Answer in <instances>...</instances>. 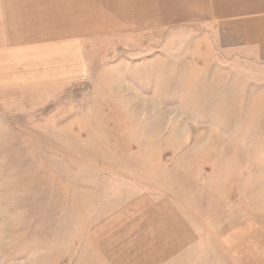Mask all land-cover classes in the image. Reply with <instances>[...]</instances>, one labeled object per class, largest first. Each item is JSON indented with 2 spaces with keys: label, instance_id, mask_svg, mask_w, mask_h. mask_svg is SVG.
Returning a JSON list of instances; mask_svg holds the SVG:
<instances>
[{
  "label": "rangeland",
  "instance_id": "obj_1",
  "mask_svg": "<svg viewBox=\"0 0 264 264\" xmlns=\"http://www.w3.org/2000/svg\"><path fill=\"white\" fill-rule=\"evenodd\" d=\"M215 2L0 110V264H264V0Z\"/></svg>",
  "mask_w": 264,
  "mask_h": 264
},
{
  "label": "crops",
  "instance_id": "obj_2",
  "mask_svg": "<svg viewBox=\"0 0 264 264\" xmlns=\"http://www.w3.org/2000/svg\"><path fill=\"white\" fill-rule=\"evenodd\" d=\"M215 3L0 0V110L36 108L43 99L49 102L61 84L69 85L84 71H94L88 57L96 49L93 43L100 40L194 22L214 24L222 18L221 13L230 17V7L226 9L227 5L221 4L220 12ZM77 43L84 46L80 48L81 58L78 48L73 47ZM253 56L264 59L261 55Z\"/></svg>",
  "mask_w": 264,
  "mask_h": 264
}]
</instances>
